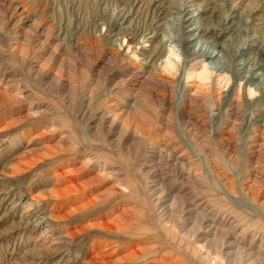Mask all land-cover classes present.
<instances>
[{
  "label": "rangeland",
  "instance_id": "obj_1",
  "mask_svg": "<svg viewBox=\"0 0 264 264\" xmlns=\"http://www.w3.org/2000/svg\"><path fill=\"white\" fill-rule=\"evenodd\" d=\"M200 1L170 0L169 10L177 11L180 2L195 14L197 6L211 7L206 14L211 22H221L228 13L218 6L222 0ZM8 2L0 4V165L32 150L25 157L35 163L24 167L32 173L21 176L29 178L35 170L52 175L58 167L72 185H88L86 199L77 191L54 199L55 214L67 216L91 202L82 212L89 219L77 210L61 220L77 240L93 234L87 228L92 223H121L123 218L124 225L141 216L151 236L134 243L128 241L134 238L123 239L118 252L119 243H111L115 250L102 256L107 264H212L215 257L213 264H264V177L255 148L264 141L259 125L264 123V104L249 109L245 102L256 99L249 100L243 87L241 93L231 90L232 80L223 88L215 78L205 84L209 90L196 93L197 80L185 82V72L192 56L205 48L200 42L185 51L181 21L173 13L157 19L156 30L137 45V53H145L139 61L128 58L130 51L117 56L118 48L105 40L111 23L127 7H139V19L147 21L151 0ZM226 3L242 12L248 0ZM14 5L25 6L29 18L20 19ZM254 5L256 11L250 13L257 20L254 25L251 18L240 22V35L248 36L247 43L258 39L263 44L264 4L255 0ZM155 35L156 42L149 43L148 37ZM69 36L76 49L62 40ZM161 39L177 47L176 74L152 72L151 79L163 83L147 81L134 96L131 86L120 81L123 73L144 75L150 68L142 60ZM121 44L126 47V42ZM257 52L260 46H253L238 61ZM132 97L138 108L127 106L133 104ZM45 159L50 164L42 163ZM58 185L65 187L61 180ZM211 244L213 253L208 251ZM158 248L165 251L155 255ZM134 254L141 256L137 262L131 260L137 258ZM59 257L53 255L48 264H60Z\"/></svg>",
  "mask_w": 264,
  "mask_h": 264
},
{
  "label": "bare ground",
  "instance_id": "obj_2",
  "mask_svg": "<svg viewBox=\"0 0 264 264\" xmlns=\"http://www.w3.org/2000/svg\"><path fill=\"white\" fill-rule=\"evenodd\" d=\"M203 1H205L204 3L208 2V0H201L200 2ZM260 1L264 4V0ZM222 2L223 6H218L223 8L225 6V10H227L228 13L224 18H222L223 20L221 22L215 20V18L214 21L211 22L209 17L206 16V14L211 10V7L206 9L204 5H200L199 7L196 5L197 7L195 10H197L198 13L196 12L197 14H195V11L193 12L188 9V5L182 7L184 3L181 2L177 7L174 8L177 10L174 12L169 10L170 0H151V4L147 9L148 13L150 12V16L147 21L145 18L139 19V7L135 11L133 7H127L125 8V12L117 15L114 19V22L111 23L109 27L110 29L105 35V40L107 39L109 44L113 45L115 48H118L116 53L117 56L121 50L128 52L126 55H128L130 51L131 55H129L128 58L139 61V56H145V53H137V45L140 44L142 40L146 39L147 36H149L148 34L156 30L155 25L158 22L156 20H161L160 18L166 19L167 16L170 15L169 13L176 14L175 18L181 21L180 28L183 32L182 42H184L183 44L185 51H189L191 47H193L195 44L197 45L200 42H203L202 48H205L202 50L203 52L200 50L199 53L194 54L192 59L189 58V61L194 65L191 64L190 68L187 70V72H185V82H188V79L195 81L197 80L195 82V85H197L196 93H200L205 92V89L209 90V86H206L205 84L209 85L215 80V78H217L220 85L224 83L223 88L229 85L232 80L231 90L234 92L239 91V93H241L243 87V91L248 94L249 100L252 98L256 99L253 104L245 102L247 103L246 106H248V108L250 107L249 109L253 108L256 110L258 107H260V105L264 104V72L260 74L259 71L264 68V42L262 44V41L255 42L258 39H252L247 43L246 39L248 36L246 35L247 38L245 39L241 38L238 25L241 24L240 22L247 23L250 18L252 22L251 24L254 25V21L257 19L256 17H253L250 12L256 11L254 5L255 0H248V5L245 6L246 10L244 9L242 12H239L240 8H237L236 5H229V3H226V0H222ZM0 4L8 6L7 4H9V2L8 0H0ZM13 9L16 11V13H18V15L21 17L20 19L22 20H25L30 16V11H27L25 6L21 5L20 7L19 5H14ZM134 15L137 16L134 17ZM235 18L237 22L232 21ZM251 24H249V26ZM104 25L106 26V21H104ZM234 25H238V28L234 29ZM57 37H59V35H57ZM149 38L151 37H148L147 39V41H150L149 43H154L157 40L156 35L151 39ZM62 40H64V42L67 41L66 44H68V46L71 44L72 47L76 49L74 43H71V40L73 39L70 38V36L68 38L64 37ZM57 41L60 42V40ZM122 41L126 42L125 48H122ZM253 42H255L254 45ZM253 46H260V52L251 55L249 54L248 58L238 61V59L245 56L246 52L252 49ZM178 56L177 47L173 46L169 40L164 41L161 39L158 41V44L154 47L153 51L142 60L143 62L148 60L145 62L144 66L150 69L147 72L143 69L144 75H141L139 72L134 70L125 71V74L123 73L125 78H122L120 81L130 85V90L132 92L131 94L136 96L140 92V89L143 87L144 83L147 81H151L158 85L163 83V81L151 79L150 75H152V72L160 71L161 73H165L169 76L175 75L177 65L179 64L176 62V57ZM210 61L212 62V65L209 67L206 64ZM220 63L226 67H219ZM244 78L246 79L242 85V80ZM166 82L168 83L169 81H164L165 84ZM237 83L239 84L236 85ZM185 84L186 86H190L188 83ZM135 91L138 93H135ZM205 95L208 96V92L207 94L205 93ZM133 97V104L127 105L130 107V109L137 107L139 103L137 102V99ZM20 121L22 122L21 119H18V122ZM259 125L264 128V123H260ZM261 134H264V129ZM255 148L260 157L258 159V165H261L260 172L264 177V141L259 142L258 144L256 143ZM10 150L11 149H9L7 153H9ZM31 153L34 152L32 150H25L24 153H16L3 166L0 165V264H48L53 255L54 257L55 255L60 256V264H107L102 259L103 253H106L108 249H114L116 247V252H118V246L121 244V240H127L129 237H131L134 239H128V241H132V243H134L139 238L151 236V233L149 232V226H147L145 221H143V218L139 216L134 219V223H126L124 225H122V222H125L126 220L123 218L120 219L122 221L121 223L118 220H113V223L111 224H106L103 221L92 223L87 228H92L94 230L93 234H90V236H87L81 240H77L73 234L74 232H68L66 226L62 225L64 222L61 220H68L69 216L74 215L73 212L77 210L79 211L82 208H74L73 211H70L69 216H67V214L56 215V203H54V199L59 198L58 196L60 195H62L64 198L68 193L71 195L76 191L79 193L77 196L81 195L83 199H86L88 185H72L71 180H67V178L61 174V172H58V167L56 170L52 168V175L46 174L42 170L41 172H36L37 170L32 167L33 170H35V174H32V176L29 178H26L27 175L21 176L24 171L32 173V169H24V167L33 166L35 163V160L33 161V159L30 157L29 158L31 160L26 159L25 157V154ZM44 162L49 163L50 160L45 159L42 163ZM53 179H56L54 181V185L52 187H48V185H50V181ZM60 180L64 183L65 187L62 188L58 185ZM129 188L130 187L128 186L127 190ZM132 194H134V192ZM48 197L52 198L53 200L48 202ZM69 198L70 200H73L71 197ZM89 205H91V202L86 204L88 207H83L84 209L79 211L81 217L88 219L90 218L88 216H84L82 213L90 209ZM97 214L98 213H95L94 215ZM97 216L100 217L99 215ZM64 232L66 235H63ZM154 237L156 238L157 236ZM111 243L119 244H117L116 247H113L109 246ZM160 244L164 246L162 242H160ZM168 245L169 243L166 244V251L170 247ZM212 245L213 244L209 246V252L211 251ZM207 248L208 247H206V250ZM180 249L181 248H178V250ZM161 250L163 249L158 248L153 250V252L155 251V254L156 251L162 253L165 251ZM216 250L217 249L214 251ZM134 255L137 256L138 254ZM178 255L180 254L178 253ZM125 256H128V254ZM139 257L141 256H137V258L131 260L137 262ZM88 258L90 259L88 260ZM212 260V264L217 262L216 257Z\"/></svg>",
  "mask_w": 264,
  "mask_h": 264
}]
</instances>
